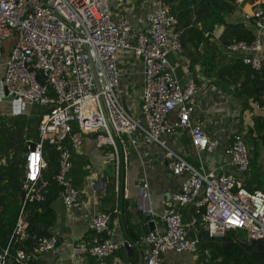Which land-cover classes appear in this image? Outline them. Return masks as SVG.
I'll use <instances>...</instances> for the list:
<instances>
[{
    "label": "built area",
    "instance_id": "built-area-1",
    "mask_svg": "<svg viewBox=\"0 0 264 264\" xmlns=\"http://www.w3.org/2000/svg\"><path fill=\"white\" fill-rule=\"evenodd\" d=\"M262 3L264 0H256L243 11L255 39L234 40L224 48L228 56H241L254 72L264 68ZM179 23L160 0L147 13L142 28H136L127 14L112 15L109 0H0V58L6 41L15 38L5 65L6 97L48 108L38 125V139L27 141L21 209L14 232L0 251V264H29L56 250V236L39 237L29 232L30 204L43 205L45 201L44 145L53 146L58 154L59 195L71 209L80 194L71 178L74 154L82 151L90 134L96 136L98 148L114 149L117 191L122 166L128 164V153L120 155L118 143L127 141L134 148L140 144L161 148L167 168L180 182L179 190L163 202L160 215L154 211L149 182L144 180L139 186L137 210L161 228L156 225L155 231L137 241H116L108 237L112 213L101 212L92 219L89 244L74 248L75 259L91 257L95 264H111L110 259L120 250L139 249L140 264H171L166 259L169 254L197 255L201 230L212 238L241 230L250 240L264 242V191L248 189L231 173L197 170L165 140L186 131L198 153L213 154L221 147L220 139L212 138L204 123L194 120L196 83L184 86L178 76L179 62L171 61L185 53ZM120 52L131 54L142 65L137 115L122 103L125 73L119 63L125 55ZM32 143L36 145L33 151ZM224 155L239 173L251 171V153L241 135L229 139ZM6 165L7 159H0V167ZM187 208H191L188 222ZM30 241V249L16 248Z\"/></svg>",
    "mask_w": 264,
    "mask_h": 264
},
{
    "label": "crops",
    "instance_id": "crops-1",
    "mask_svg": "<svg viewBox=\"0 0 264 264\" xmlns=\"http://www.w3.org/2000/svg\"><path fill=\"white\" fill-rule=\"evenodd\" d=\"M114 3L116 14H127L130 20L140 22L137 28H142L145 26L147 13L157 5L158 0H114ZM251 5L252 3L249 0L244 1L242 5L236 2V11L228 17V22L243 23L251 28L250 24L244 22L243 18V11L248 10ZM223 31L224 27H219L214 33V39H217ZM14 41V37H10L6 41L3 55L0 58V131L6 129V126L2 123L3 121H7V123L9 121L12 124L14 119L27 118L33 135L35 131H33L31 122L35 118L33 114L34 105L23 101L12 102L6 97L3 87L5 65L9 59ZM171 61L179 62L178 76L184 86L189 82L196 83L198 89L194 99L196 104L193 115L194 120L203 122L206 132L212 138L220 139L221 147L213 154L198 153L193 148L190 135L186 131L166 136L165 140L169 147L201 172L231 173L236 175L239 181L248 189L264 190V147L261 143L254 145L250 137L252 130L254 136H259L255 128L258 121V125L264 124V107H261L252 99L246 103L244 99L237 97L235 91H233L236 90L235 87H232L230 91L222 90L201 71L199 66L192 68L190 59L184 55L178 59L172 57ZM119 64L120 68L123 69V73H125L121 90L125 92L126 89L132 88L135 92H139L142 87V65H133L131 55L127 57V60L122 58ZM23 105H27L28 109L23 108ZM44 113L43 110L42 112L39 111V120H41ZM135 115L137 114L135 113ZM12 132H14L13 129ZM240 132H243L241 136L251 143L253 149V153L250 150L251 171L247 174L239 173L234 167L229 166L227 164L228 158L224 155V147L229 139ZM27 134H29V131H25L24 137L26 140L29 139L26 137ZM92 136L95 135L87 136L86 143L82 151L77 154L78 159L76 158L79 163L84 162L85 165L84 167L81 166L80 172H75L72 177L73 183L80 191L78 204L68 209L60 196L53 203L56 217L51 233L58 238V245L53 252L46 253L35 260L42 262V264H95L94 259L91 257L75 259L73 250L76 246L89 244L92 237V219L101 212L112 213L109 238L116 241L129 240L128 234H133V232L144 236L143 228L147 223L146 216L137 210L139 186L144 180L150 184L153 208L157 215H160L163 211V202L179 190L180 179L167 168L164 151L161 148L156 145L145 146L143 144L134 148L127 141L121 146V154L122 152L128 153V164L123 165L121 169L122 178H124L123 190L122 192L117 191L113 167L115 155L108 151L106 146L98 148L96 140ZM36 139L32 138L30 140L36 141ZM259 151L261 159L255 175H252V172H254L252 165ZM198 166L200 168H197ZM108 171L112 175L107 173ZM108 183H115V190L111 193L106 190ZM115 211L117 212L115 213ZM190 212L191 208H187L185 211L186 222L189 220ZM156 225L158 228L162 227L160 223ZM122 250L129 253V255L134 253L126 249ZM136 251L138 254L134 264H140V251L139 249ZM166 259L171 264H197L196 256L190 254H169ZM110 261L111 264H130L118 255Z\"/></svg>",
    "mask_w": 264,
    "mask_h": 264
},
{
    "label": "trees",
    "instance_id": "trees-1",
    "mask_svg": "<svg viewBox=\"0 0 264 264\" xmlns=\"http://www.w3.org/2000/svg\"><path fill=\"white\" fill-rule=\"evenodd\" d=\"M160 1L169 7L170 11L179 19L178 28L183 31L184 56L190 59L191 67L199 66L201 71L222 90L230 91L232 87H235L236 90L233 91L237 97L244 99L246 103L252 99L264 107V68L260 72H254L250 66L242 62L241 56H228L224 51V48L234 40L252 42L255 39L253 29L243 23L228 22V17L236 11L238 0ZM249 1L253 4L256 0ZM262 7L264 8V3H262ZM219 27H224V31L217 39H214V33ZM252 76H254L253 79ZM2 123L6 129L4 128V132L0 131V159L6 158L7 165L0 167V251L7 245L17 224L26 175L27 141L34 135H32L30 122L25 121L24 118L14 119L12 124L9 121ZM258 124L255 129L259 136H254L252 130L250 132L251 141L254 145L261 143L264 147V124ZM25 131H29V134L26 135L29 138L27 140L24 137ZM241 133L243 134L240 132L239 135ZM92 137L96 140V136ZM121 146L118 143L120 155ZM106 147L108 151L114 153L112 147ZM43 155L47 162V169L42 175L43 182L47 183V186L42 190L45 201L42 207L38 204H30L28 208L30 211L29 232L39 237H49L53 236L51 229L56 217L53 203L60 196L61 188L56 182L59 163L55 148L46 143ZM76 158L77 154H74V169L71 172V178L75 172H80L81 166L85 165L84 162L79 163ZM122 177L121 174L119 184L121 192L124 181ZM106 190L108 193L114 191L115 183H108ZM43 208L46 209L45 212H42ZM141 236L140 233L135 232L128 234L130 241H137ZM192 236L194 235L192 234ZM32 246L33 242L30 241L19 243L16 248L30 249ZM137 254L136 250L132 255L122 250L116 256L124 259L126 263L134 264ZM195 256L197 264H264V242L250 240L247 233L241 230H229L222 238H212L205 230H201L199 250ZM29 264H42V262L32 260Z\"/></svg>",
    "mask_w": 264,
    "mask_h": 264
},
{
    "label": "rangeland",
    "instance_id": "rangeland-1",
    "mask_svg": "<svg viewBox=\"0 0 264 264\" xmlns=\"http://www.w3.org/2000/svg\"><path fill=\"white\" fill-rule=\"evenodd\" d=\"M109 6H110V9H111V13L112 15H116V12L114 10V7H115V3H114V0H109ZM131 23L137 28L139 27L138 25H140V22L138 21H134V20H131ZM122 55H125V60H127V57H128V54L127 53H124V52H120ZM131 55V54H130ZM132 62L134 63L133 65L137 66H141V64H138V63H135L133 61V58H132ZM121 70L123 71V69L121 68ZM124 79V78H123ZM122 79V80H123ZM142 89V87H141ZM141 89L138 91H134L132 90V88L130 89H126L125 92H123L122 90L120 91V95H121V99H122V103L123 105L128 109V111L132 114H138L139 113V110H140V107H139V103H140V99H141ZM23 108L25 109H28V106L27 105H23ZM34 119L33 121L31 122V125L33 126V131L34 132V135H33V139L37 138V132H38V125H39V119H38V115H39V111L43 110V112H47L48 111V108L46 107H41L40 106H37V105H34ZM25 121H27V118H24ZM247 146L249 147V150H251V152L253 153V149L251 147V143L246 139L245 140ZM261 159V154H260V151L258 152V156L256 157L255 161L253 162V165H252V168L254 170V172H252V175L254 174L255 175V171L257 170L258 168V165H259V161ZM112 163V162H111ZM197 168H200L199 166ZM107 173L111 174L110 171H108ZM112 175V174H111ZM113 178V177H112ZM259 179V178H258ZM262 181V180H260ZM264 181V180H263ZM263 190V189H262ZM264 191V190H263Z\"/></svg>",
    "mask_w": 264,
    "mask_h": 264
},
{
    "label": "water",
    "instance_id": "water-1",
    "mask_svg": "<svg viewBox=\"0 0 264 264\" xmlns=\"http://www.w3.org/2000/svg\"><path fill=\"white\" fill-rule=\"evenodd\" d=\"M31 147V150L33 151L36 147V145L34 143H32L30 145ZM41 207L43 206L42 204H39ZM45 208H43L42 212H45ZM42 220H43V214L41 215V223H42ZM146 225L144 226L143 228V232H144V235L147 236L149 233L155 231L156 229V224L155 222L151 221L149 217H146ZM39 227V226H38Z\"/></svg>",
    "mask_w": 264,
    "mask_h": 264
}]
</instances>
